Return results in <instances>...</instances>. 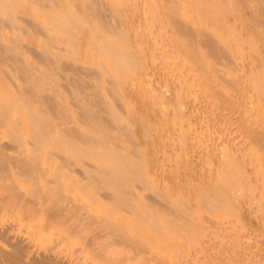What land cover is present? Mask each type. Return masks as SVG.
<instances>
[{"label":"bare ground","instance_id":"6f19581e","mask_svg":"<svg viewBox=\"0 0 264 264\" xmlns=\"http://www.w3.org/2000/svg\"><path fill=\"white\" fill-rule=\"evenodd\" d=\"M111 1H113L112 3L110 2L111 5L116 7L115 0ZM116 1L118 2L116 5L121 3V0ZM139 1L126 0L125 7L115 10L120 5L114 8L108 1L104 0H0V28L7 23L15 24L16 16L14 13H17L19 9L17 8L16 12H12L13 2L17 4V7L24 5L25 7L23 6V8H34L37 11H33L32 9L33 12L41 13L43 20L49 21V23H43L41 18H32L33 20H30V25L43 34L42 41L39 39L42 49L40 47L41 51L36 55L37 60H35L38 63L28 56L29 51L26 47L28 44L25 45L26 43L21 42L22 28L20 29L22 33L18 30L13 31L16 33L5 34L7 36L5 41L0 39V61L9 64L7 67L10 69L8 68V70L15 73V79L17 78L20 81V83L16 82L17 85L13 88H6V86V89L2 88L3 91L0 88V132L5 129L7 136H10V140L12 142L14 140V144H11L12 146L0 142V192H2L0 204L2 203L7 206L16 205V207L19 206L18 209L20 208V210L27 209L32 213L39 214L41 220L37 214L36 216L40 220V223L41 221L43 223L45 220L44 227L46 225L65 223L66 228L63 234L67 235L60 237L62 239H68L70 235L79 234L85 229L80 231V227L83 226L81 221L83 219H79L80 211L78 210L79 203L76 199L77 197H75V200L72 197L79 194H76V192L72 196L69 194L72 190L71 188H74L71 185L73 181H70L71 186L67 185L68 188L69 186L71 187L68 189L70 192L67 193L65 188L66 192H64L62 187L58 186L60 182H58L57 176H55L57 174L56 167L58 166H55L54 171L56 173H53L54 176H46L47 167L43 158H41V145L49 141L55 147V150L53 149L54 153L56 150L62 153V160L59 162L60 168H67L66 164H70L71 160L75 161L77 167L76 162L80 165L82 179L78 181V184L81 192L85 191V189L89 191L97 189L99 191L101 189L102 191V194H99L103 195L101 198H104L106 204L105 213L97 219L98 223L102 225L103 232L100 231L101 234L99 233L97 236L92 237L93 241L97 240L95 243L92 241V244L95 245L97 243L95 250L99 253L97 256L100 257L103 264H264V187L260 185H264V178L260 177L263 170L259 171L256 169L257 163L254 164V160L260 159V156H262L263 160L264 157V108H261L264 107L262 106L264 105V75L260 77L256 75L254 79L247 81L242 66H239L240 68L236 66L237 70L241 69L239 73V70L237 71V76H239L237 79L234 75L236 74V70H232L237 60L234 59V53L239 51L238 43L244 42L246 43L244 50L248 49L251 53L252 51L254 52V55L253 53V56L251 55L253 64L255 63L254 65L260 67L261 70H263L262 67L264 68V0H193L191 8L193 12L189 14L180 12L181 6L178 4L180 0H167V2L162 0V2H158L159 5L156 2L158 0L155 1L156 3L147 0L149 10H153V12L151 11L152 14L149 15L157 19H166L170 27L167 32L169 33L170 31L173 37L170 36V38L174 41L176 40L175 43L178 45L179 43L183 45V41L185 42L184 47L180 46L177 54L175 53V58L173 55L176 64L174 67H170L171 69H182L185 66H189L186 63L190 62L191 64V62H194L192 64H196L197 68L191 64L195 69L189 68L190 65L187 70L195 75L196 78L199 77V79L206 81L209 89H212V91L213 88L214 91L219 90L220 87L218 85L221 87L225 85L226 88V84H228V91L231 90L230 92L232 93H234L233 90L235 92L242 91L244 92L243 94H247L245 90L249 91L247 88L248 86L250 88L252 85L254 91H249L250 94L254 92L255 94H253L257 96V99L262 104L258 109L257 107L260 103H256V97L254 100L250 95L251 100H254L253 103L250 99L249 101L245 100L246 98L243 96L244 101L247 103H256L253 106L257 107H252V109L254 108L253 111L257 109L253 115L259 113L257 116L261 118L255 124L243 126L245 135L252 140L255 153H243V151L239 152V154L238 151L240 150L239 146L235 145L236 141L234 140L235 143L231 142L226 137L225 140L229 142L230 148L224 144V151L229 148L228 150H232L234 153L236 150V153H238L236 156L240 157H234V159L230 156L232 152L225 151V153L228 152L230 155L224 153V159L218 157L219 160L216 161L215 165L211 163L213 169H209V172L204 173V176L201 174L203 177L199 176L200 178L194 179L191 183L181 181L183 186L180 184L179 190L175 193L151 185L152 182H149L147 166L141 160V162L139 161L138 154L134 149L129 147L122 149L124 147L120 143L121 140L118 142L112 139L113 134L111 135L110 133L114 128L128 133L131 128L130 118L121 113L117 104L118 100L124 96H122V92L119 89L120 85L118 81L128 80L131 82L133 80V83L134 79L139 78H136L137 71L149 67V64L147 66L148 61L146 59L142 58L143 60L141 61V57H144V55L140 54L141 50L143 52V46L145 47L147 44H135V51L141 55H138L140 58L135 55L137 58L135 59L127 46V44L129 45V41L126 42V40L132 39L130 38L131 34L125 30L121 23L123 19L120 16L121 10H123L122 16L123 13L128 12L130 17H125V14L124 17L125 19L129 18L133 23V14L139 13L141 10V1ZM204 1H208L210 6H206ZM163 2L164 4L160 6ZM26 3L32 6L29 4L26 6ZM153 3L154 7L152 6ZM155 4L160 7L155 6ZM148 7L145 6L147 9ZM157 9H160L163 13L162 17L155 12ZM27 16L25 17L27 18ZM35 17L37 16L35 15ZM221 22H224L225 28H220L221 30H219L217 26L221 25ZM25 26L27 27L29 24ZM210 27L212 28V33L208 30ZM242 28L244 29L238 41L233 42L234 46H236L232 50H235L236 47L237 49L233 52L234 57H232L230 44L233 43L230 42L229 45L225 44V42L228 43L227 41H230V39L227 41L225 39L230 38L232 35L231 40L233 41L236 38L234 34L235 29ZM30 31H33L31 27ZM25 34L27 35V33ZM148 35L147 37L151 38L150 34ZM141 38L143 39V37ZM145 41L147 42L148 40ZM63 42L65 43L64 45H62ZM248 45L250 48H248ZM84 50L85 60L83 59L84 62L81 61L85 63L83 65L79 63V59H81L80 56L84 53ZM240 52L243 53V49L241 50L240 48ZM63 56L66 58V61L61 60ZM207 56L210 59H214L210 61H215V63H219V66L222 65L228 68L225 71H228L226 73L230 76H222L223 74H220L222 68L218 69V66L216 67L212 63L211 65L206 58ZM34 63L41 68H37ZM208 68L213 73L209 77L205 75L207 70V74L209 72ZM260 69L259 73L262 72ZM6 70L7 68H4V71ZM2 73L5 74L3 71ZM116 78L117 81L114 83V79L116 80ZM239 78L240 82L238 81ZM6 79L9 78L6 77ZM143 79L145 80V78ZM189 80L187 79L182 82L176 90L168 92V96L167 94H163L165 95L164 97L162 94L158 95L156 92L157 94H152V97L157 99L160 104L165 105L164 100L166 99V104L171 102L176 105L178 116L183 118V116H186L184 113H181L182 109L180 105L185 103L183 96L186 94L187 96L185 97L187 98L188 94L193 95L192 92H194ZM195 92L194 94H196ZM218 93L220 92L218 91ZM231 94H228V92L227 95L221 94L220 101L227 96L228 102L232 103L233 99L231 97L234 94L232 96ZM253 94L252 96H254ZM222 95L224 96L223 98ZM218 96L219 94L216 95V97ZM245 96L247 97L249 94ZM190 98L192 97H189L188 100ZM226 99L224 98V100ZM246 102H243L244 105ZM224 103L226 102L224 101ZM235 103L234 101L233 104ZM223 106L225 105L223 104ZM245 106L249 107V104ZM198 107H195V109L197 110ZM192 108H188L187 112L193 111L194 109L192 110ZM260 108L263 110L260 111ZM160 110L162 111L161 113H164L162 108ZM249 112L252 113L251 111ZM244 114L246 115V113ZM23 117H26V125L32 137L29 138L30 135H28V138H25L26 142H33L31 148L34 149L31 150L29 147V152L26 149L27 146L24 145L25 141L21 134L24 133L21 131L23 130L22 126H24L22 125ZM182 118H179L180 124L178 122L179 125H175L173 129L181 131V129L185 128V123H181ZM197 118L202 120L199 116ZM235 119L237 118L235 117ZM235 119L232 120L235 121ZM76 120L83 124V128L69 124L73 121L76 122ZM140 120L144 122L145 128L142 127V124L140 127L143 130L147 129L149 125H147V121L145 122L143 118ZM223 121L225 122V120ZM229 123L231 122L229 121ZM225 124L226 126L228 125L227 122ZM129 133L132 135L131 131ZM116 135L118 136V134ZM143 139H146V136ZM216 144L215 140H213L209 145L216 146ZM237 144H240L242 151L243 143L241 145V143L237 142ZM45 145L49 146L50 144ZM49 147L50 149L48 147L47 149L51 150L52 146ZM220 153L218 152V154ZM59 154L57 153V155ZM49 155L46 154L45 158ZM53 155L54 157L56 156L55 154ZM224 155L222 154L221 156L223 157ZM85 157L89 158L86 162ZM143 157H145L144 154ZM206 159L209 162L210 159ZM248 163L251 165L247 169L246 164L249 165ZM57 169L59 171V168ZM251 169L252 171H250ZM177 172L179 173L178 170ZM178 173H175V175ZM253 175L256 179H254ZM14 177L22 179L21 181L25 185L24 188H26V184H31V187L30 185L29 187L32 188L31 191L37 197V204L30 205L25 204L24 200L22 201L17 188L19 185L18 181L15 182L14 180L16 179ZM56 181L58 184H56ZM258 181H262V183L259 182L258 184ZM259 185L261 186L260 189L258 188ZM61 189H63V192ZM243 191L246 192V195H242ZM92 194L95 195V192ZM74 201H76V204ZM80 202L82 203V201ZM44 203L46 204L44 205ZM85 205L83 202L82 207H85ZM91 208L93 210L94 207ZM85 211L87 210L85 209ZM81 212L82 214H86L83 211ZM25 214L27 213L25 212ZM65 214L69 215L68 219H65ZM30 215L32 216L31 213ZM39 226H42V224ZM71 238L74 240V236H71ZM100 238L102 240H99ZM75 240L78 242L79 238ZM1 250V262L4 258L11 259L15 264H52L53 262L47 257L48 253L42 259L29 258L30 260L27 261V258L23 261V258L19 254L21 250L18 252V249L14 250V253L3 252ZM193 257H196V259ZM58 260L56 263L70 264L65 259Z\"/></svg>","mask_w":264,"mask_h":264},{"label":"rangeland","instance_id":"374dc122","mask_svg":"<svg viewBox=\"0 0 264 264\" xmlns=\"http://www.w3.org/2000/svg\"><path fill=\"white\" fill-rule=\"evenodd\" d=\"M68 1H72V0H68ZM104 1H108L109 3L113 2L111 0H104ZM140 1H141V4H140L141 10L139 11V13L133 14V19H132L133 23H132V21H130L129 18L128 19L126 18L127 20L125 19V17L129 16L128 12L127 13H123V16H122L123 10H121V9L123 7H125L126 0H121V3L119 5L122 6V7H120L118 4L116 5V3H118V2L115 0V2H116L115 6L116 7L119 6L115 10H118L119 8H121L120 9L121 10L120 11V16L123 18L121 20L122 26L125 28L126 31H128V33L130 32L129 34H131L130 38H132V39L126 40V42L129 41V45L127 44V46L129 47L131 54L134 56L135 59H137L136 56L138 58H140L139 56L144 55L145 58L141 57V61L143 59H146V61H148L147 62V66L149 64V67H146L143 70H138L137 73L135 72L138 75V76L136 75V78L139 77L136 80L134 79L135 83L134 82L132 83L133 80L131 82L128 81V80L127 81H125V80L118 81L119 85H120L119 89L122 92V96L123 95L124 96L120 100H118L117 104H118V107L121 110V113H123L124 115H126V116H128L130 118V120H131V128H132V130L130 128V131L132 132V135H135V136H132L129 133L130 131L127 133L126 131H123V130L121 131L118 128H117L118 130L116 128H114L115 130L112 129L110 131V133H111V135L113 134L112 135V139H115L118 142L121 140L120 143L124 147L122 149H125V148L129 147V148L134 149V151L138 154L139 161L141 160L142 163H144L147 166L149 182H152L151 185H155V186H157V188L159 187V189H167V191L170 190L169 192L175 193L176 191L179 190L180 184L182 185V182L185 183L187 181L188 183H191L194 179L200 178L199 176L203 177L204 173L209 172V169L210 170L213 169V167H211V166L216 164V161L219 160L218 157H221L223 159L225 158L224 153H225V151H229L228 149L230 148L229 142L225 140L226 137L228 139H230L229 141H231V142H234V140L236 141L235 145H237V147L239 146L238 148L240 150V151H238V153L239 152H243V151H244L243 153H245V152L246 153H255V148L252 145V140H251L250 137L245 135V130L243 129V126L244 125L248 126L249 124L252 125V124L257 123V121H259L260 117L257 116L259 113L257 115H253V114H255V111H257V109H255V111H253L254 108L257 107V106L254 107L253 105H256L257 102L258 103H260V102L257 99V96L254 95L255 94L254 92H251L252 94L254 93L253 94L254 96H252V94H250V92H249V91H254L252 85L250 86V88L252 87L253 90L250 89L249 86L247 88V90L249 89V91L245 90V93H247V94H243L244 92H242V91L241 92L240 91L235 92V90H233L234 93L230 92L231 90L228 91V89H229V87H228L229 85L228 84H226L227 85L226 88H225V85L222 86V87L218 85V87H220L219 90H215L214 91V88H213V91H214L213 92L212 89H209V86L207 85L206 81H204L203 79L202 80L199 79V77L196 78L195 75L191 74L189 72V70H187L188 67L194 62H191V64H190V62H188L189 64L186 63V65H189V66H185V68H182V69H178V70H176V68H175V70L171 69L170 67H174V65L176 64L175 61H174V58H175V55L177 54L178 49L180 48V46H183L185 44V42L183 41V45H182V43H179L180 41L178 42L179 45L177 43H175L176 40L174 41L172 39L173 37L171 36L172 34L170 33V31H169V33L167 32V30L170 29L167 20L164 19V18L157 19V18L151 17L149 14H152L153 10L151 9L152 12L149 10V7H148L149 3L147 4V0H140ZM150 1L151 2L152 1L155 2L156 0H150ZM159 1L162 2V0H158L156 2L158 3ZM164 2H167V0L166 1L164 0ZM164 2L161 3L160 6L162 4H164ZM180 2H181V4H180ZM180 2L178 3L179 6H181L180 7L181 10L179 9L180 12H182L183 14H189V13L193 12L192 9H191L192 5H193L192 4L193 0H180ZM204 2H205L204 4L206 6H210V3L208 1H204ZM111 3H110V5H111ZM12 4L14 5V6L12 5V12H16L15 10L19 9L17 11V13H14L15 16H16V18H15V24L16 25L13 24V23L12 24L7 23L6 25L9 28L6 25L1 27L0 28V32L1 31L2 32L0 33V39L2 41H5L7 39L6 35H10L12 33L14 34L16 32H13V31H17V30L19 32H21L20 29L22 28L21 30H22L23 33L21 32L22 33L21 34V36H22L21 39L23 41L21 40V42L24 43V44L26 43L25 45L28 44L26 46L28 51H29V54H30V55L28 54V56L30 57V59H34L33 60L34 62H37V61H35V60H37L36 55L39 54L41 49H42L41 41L43 39V34L41 32H39V31H37L35 28H33L30 25V23H31L30 20L32 18H34V19L35 18H39V19L41 18L42 19L41 21L43 23H49V21L45 20V19L43 20V15H41V13L33 12V11H37V10H34V8H32V7H31V9H29L30 7L23 8L24 5L23 6L20 5L19 7H17V4H14V2ZM28 4L29 3H26V6H28ZM158 5H159V3H158ZM158 5L155 4V6H158ZM30 6H32V5H30ZM111 6H113V5H111ZM145 6L148 7V9L145 8ZM152 6L154 7V3L152 4ZM160 6H158V7H160ZM116 7H114V8H116ZM32 9H33V11H32ZM31 11L33 12V14L34 13H37V14L33 15ZM28 12H30L32 15L30 13H28ZM155 12L160 14V17H162L163 13L161 12L160 9H157ZM124 14H125V17H124ZM35 15L37 17H35ZM40 15H41V17H39ZM25 16H27V18ZM16 19H18V21H16ZM21 22L22 23L24 22L23 24H25V25L29 24V26L26 27ZM223 23L224 22H221L222 26L221 25L217 26V29H219V30L224 29L225 26H224ZM19 26H20V28H19ZM5 27H6V29H5ZM30 27H31V30H33V31H30ZM140 27H141V29H140ZM211 27L208 28L210 33L213 32L212 31L213 27L212 28ZM13 28H15V29H13ZM130 28H132V29H130ZM7 29H8V31H7ZM243 29L244 28L238 29V30L235 29L234 34H235L236 38H234V40L232 41L231 40V36L232 35L229 34V35H231L230 38L225 39V41H227L229 39H230V41H227L228 43L225 42V44L229 45L230 42L233 43V42H236V40L238 41L240 34L243 32ZM137 30H138V32H137ZM139 30L141 31L140 33L142 35L139 33ZM10 31H11V33H10ZM8 32H9V34H8ZM133 32H134V36L132 37ZM25 33H27L28 36ZM135 33H137V34H135ZM146 33H147V35H146ZM32 34L33 35L35 34V35L33 36ZM148 34H150L151 38L147 37V36H149ZM40 35H42V37H40ZM140 36L143 37V39L148 40V41L146 42L144 40L142 42L143 39ZM170 36L172 38H170ZM36 42H37L38 46H37ZM39 42H40V45H39ZM137 43H141V44L144 43L143 45L147 44L145 47L143 46V52H142V50L140 51L141 55L138 54L139 52L137 53L135 51V48H136L135 44H137ZM64 44L65 43L63 42L62 45H64ZM238 45L240 46L241 50L243 49V53L242 52L239 53V51H240L239 46H238V50L239 51H236L237 47H236L235 50H232L233 47L235 48L236 45L234 46V43L230 44V47H231V50H232L231 51L232 55H233V52L236 51L234 53V55H235L234 59H237L236 63H235L236 65L234 64L233 65L234 68L232 69L234 71L236 70V72H235L236 74H234L236 76V79L239 77L237 75L241 71V69L240 70L238 69L239 70L238 71L236 66L238 68H240L241 66L243 67V73L245 75V78H247L246 79L247 81L251 80V79H254L256 77V75L259 76V77L261 75H264V68L262 67L263 70H261L260 67H256L254 65L255 63L253 64V62H252L253 58L251 57V55H252V53L254 55V52L252 51V53H251L248 49L244 50V47L246 46L245 42L241 43V44L238 43ZM40 47H41V49H40ZM146 47H148V48H146ZM248 48H250V46ZM141 49H142V45H141ZM33 52H34V56H33ZM83 52H84L83 53L84 55L81 54L80 58L82 60L79 59V63L84 65L85 63H82L81 61L84 62V60H85V50ZM171 52H173L174 54L171 53ZM80 53H81V51H80ZM135 53H137V54H135ZM142 53H144V54H142ZM82 55H83V57H82ZM173 55H174V58H173ZM234 55L232 57H234ZM63 57L61 58V60L62 61H66V58L65 57L63 58ZM206 58L209 60L210 64L212 63L216 67L218 66L217 67L218 69L222 68V72L219 71L220 74H223L222 76H230V75L227 74L228 71H225V70H228V68L223 67L222 65L219 66V63H217V62L215 63V61L212 62L214 59H210L209 56H207ZM210 60H212V61H210ZM2 63H3L4 67L2 66ZM4 63L5 62H1L0 61V64H1V66H0L1 67L0 68V72H1V74H0V80H1L0 81V88H1L2 91H3L2 88H4V89H6L8 87L13 88V87H15L17 85L16 82L20 83V81L17 80V78L15 79V77H16V75H14L15 73L11 72V70H8L9 67H7V66L9 64L5 63V65H6L5 66ZM238 63H240V65H238ZM35 64L36 63H34V65ZM39 64H40V62H39ZM40 65L42 66V64H40ZM192 65L195 68H197L196 64H192ZM192 65L189 68L192 67L193 69H195ZM35 66H37V68H41L37 64ZM2 67H3V69H2ZM4 68L5 69L7 68V70H8V71L6 70L7 73H5L6 71H4ZM258 68L262 71V72H260L261 74L259 73V69ZM1 69H2V71L5 74L2 73ZM257 69H258V71H257ZM207 71H206L205 75H207L208 77L210 75L212 76V74H213L212 71L209 69L210 73L208 72V74H207ZM237 71H238V73H237ZM8 75L10 77L12 76L13 78L11 77V79H10V77ZM133 75H135V74H133ZM4 76L9 78L10 80L6 79V77H4ZM143 78H145V80ZM187 79H190L189 81L191 83L193 91L195 92L197 90L198 92L196 91L195 92L196 94H194V92H192L193 95L188 94L189 96L187 98L185 97L187 95L184 94L183 97L185 98L184 99L185 103L180 105L181 109H182V111L180 109L181 113L182 114L184 113L186 115V116L181 115V116H183V118L178 116L176 105H174L171 102H168V104H166L167 101H166L165 98H164L165 99L164 100L165 101L164 102L165 105H163V104H160V102H158L157 99L152 97V94H154L156 92L158 93V95H161V94L162 95L163 94L166 95L167 94V96H168V94H169L168 92H170V91L172 92V91L176 90L179 87V85H181V83L184 82ZM239 80H240V78L238 79V81ZM12 81H13V83H11ZM116 81H117V78H116V80L114 79V83ZM206 87L208 88V90H207ZM198 89H200V90H198ZM221 90H222V92H221ZM218 91L220 93H218ZM159 92H161V93H159ZM227 92H228V94H231V93L234 94V96L231 97L233 99L232 103L228 102V100L226 99L227 96L226 97L223 96L225 94L227 95ZM218 94H219V96H218L219 100H218V97H216V95H218ZM221 94H223L222 98L224 97L227 101L224 100V98L220 101V95ZM232 94H231V96H232ZM248 94H249V96L246 97L245 95H248ZM165 95H163V96L165 97ZM250 95H251L252 99H254L256 97L255 99H257V100L254 99L256 101L255 104H252V103H249V102L247 103L246 101H244V98H246L245 100H247V101H249V99L251 100ZM243 96H244V98H243ZM189 97H192V98H190L188 100ZM212 97H214V98H212ZM228 97H230V96H228ZM248 97H250V98H248ZM215 100H217V101H215ZM224 101L227 104L224 103ZM234 101L236 102L235 103L236 105L233 104ZM243 102H246L245 105L249 104V107L252 105L250 107L251 109L248 106H245ZM222 103L225 106H223ZM191 105L194 108H192ZM228 105H230V106H228ZM261 105L262 104L260 103L257 108L259 109V107H261ZM71 106L73 107V105H71ZM159 106L162 108L164 113H161L162 111L160 110L161 108ZM165 106H166V108H165ZM262 106H264V105H262ZM195 107H198L197 110L195 109ZM252 107H254V108L252 109ZM175 108H176V110H175ZM183 108H185V109H183ZM188 108H192V110L193 109L194 110L187 112ZM261 108H264V107H261ZM261 108H260V111L263 110ZM130 109H131L132 112L130 111ZM173 111H175V112H173ZM205 111H206V113H205ZM244 111H246V112H244ZM249 111H251L252 113H250ZM242 112H243V114H242ZM190 113H192V114H190ZM244 113H246V115ZM189 114H190L191 118H190ZM201 114H202V116H201ZM247 115H248V118H247ZM198 116L201 117L202 120L200 118H197ZM235 117L237 119H235ZM23 118H24V120H23L22 125H24L25 127L22 126L23 130H21V131L24 132V133H21V134L23 136V140L25 141L24 145L27 146L26 149L29 152V149L33 145L32 144L33 142H31V141H27L26 142L25 138H28V135H30L29 138H32V137H31V134L28 131V127L26 125V117H23ZM141 118H143L145 122L147 121L146 122L147 125L149 124L148 128L145 129V130H143V128H142V127L145 128V126H144V122L142 120H140ZM179 118H182L181 119L182 120L181 123H185L184 124L185 128L181 129V131L180 130L177 131L175 128H174L175 130L173 129V127L175 125L178 126L180 124V119ZM220 119L222 121L225 120V122L223 121L224 122L223 123ZM227 119H228V121H227ZM232 119L233 120L235 119V121H233ZM229 121L231 123H229ZM172 122L174 123V125H173ZM178 122H179V124H178ZM226 122L228 124L227 126L225 124ZM69 124L77 125V126H79V128H81V127L83 128V124L79 123L77 120H76V122L73 121V122H70ZM141 124H142V127H140ZM205 124H206V126H204ZM219 125H220V127H219ZM201 126L204 127V128H202ZM221 128H222V130H221ZM204 129H205V131H203ZM199 130L200 131L202 130V131L200 132ZM112 131H113V133H112ZM120 131H121V133H120ZM115 133L118 134V136ZM140 133H142V134H140ZM197 133H198V137H197ZM25 134H26V137H25ZM3 135H4V137H3ZM0 136H2V137H0V142L2 144L5 143V144H8V146H12L11 144H14L13 143L14 140H13V142H12V140H10V136H7V133H6L5 129L3 131L1 130ZM145 136H146V139H143V138H145ZM220 139H221V141H220L221 143L219 142ZM222 139H224V140H222ZM27 140H30V139H27ZM122 140H123V142H122ZM213 140H215V142L217 144L219 142L218 145L217 144H216V146L214 145L216 148L214 146L209 145L210 143H212ZM225 142H227V143H225ZM237 142L241 143V145L243 143V145H242L243 150L242 151H241V148H240V144L238 145ZM29 144H30V146H29ZM45 144H50L49 146H52L51 147L52 152H51V150H49L50 147L45 145ZM45 144L43 143V145H41L42 151L40 150L41 148L39 150L41 151V158H43V160L45 162V166L47 167L46 176L47 177H50V176L52 177V176H54L56 171H57V174H58V172L61 171L59 173L60 175L59 174L55 175V176H57L58 182H60L58 184V182L56 181L57 182L56 184H58V186L62 187L63 189L65 188L67 193L70 192L68 190L69 188H71L70 186L71 185L74 186V188L73 187L71 188L72 190H71V192L69 194L71 196L73 194L75 195V192H76V194H79L78 196L75 195V196H72V197L74 198V200H75V197H77L76 199L78 200V203H79L78 204L79 205L78 210L80 212L83 211V213H86V214H82V212L81 213L79 212V214H80V218L79 219L80 220L83 219V220H81L83 226L80 227V231H82L84 228H85L84 229L85 231L83 230L79 234L76 233L74 235H70V237L74 236V240L79 238L80 241L78 240V242H76L77 240L74 241L73 238L70 239V237L68 239H62L60 237H64L65 235H67V234H63V231L66 228V224L65 223H62L63 225L61 223H58V224H54V225H50V226L46 225L44 227L43 224H44L45 220L42 219V220H44V222L42 223V221H41V223H40L41 216L39 214L32 213V212L28 211L27 209H25L26 211L24 209L20 210V208L18 209L19 206L16 207V205L15 206L14 205H12V206L8 205L7 206V205H3L1 203L2 205L0 204V209H1L0 210V250L2 249L1 251H3V252H7L8 251V253H14L15 252L14 250H17V249H18L17 252L21 250L19 252V254L23 258V261H25L27 258H28L27 261L30 260V259H42L48 253L47 257H49L50 261H53L52 264H60V263H56L58 259H59L58 261H60V259H65L68 262H70V264H103L102 260L100 259V257L97 256V254H99V253H97V251L95 250V247H96L95 245L97 243L95 245L92 244V241H93L92 237H95L99 233L101 234V232H103L101 223L100 224L98 223V219L100 218L99 216L104 215L105 206H106V204L104 202V198H101L103 195L102 196L100 195V194H102V191H101V189L99 191H98V189L95 190V191L91 190V191L95 192V195L92 194L93 192H91V191H89L87 189H85V191L81 192L79 190L80 186L78 184V181H80L82 179L81 178L82 175L80 174V165L76 162V164L78 165V167H77L75 165V161L71 160L70 162L72 164L71 163L70 164L69 163L66 164L67 168L66 167L65 168L62 167L63 169L60 168L61 166L59 167V165H60L59 162H61V160H62L61 151L56 150L58 152L55 151V153H54L53 149L55 147H53V144L51 142H49V141L45 142ZM224 144L226 145V147L229 146V148L226 149L225 151H224V148H225ZM25 146H24V148H25ZM138 146H139V148H138ZM221 146H222V148H221ZM47 147L49 149H47ZM141 147H142V149H141ZM217 148H219V149H217ZM244 148H245V150H244ZM32 149H34V148H31V150ZM46 149H47V152H46ZM40 151H38V152L40 153ZM48 151H50L51 154ZM212 151H213V153H212ZM222 151H224V152H222ZM45 152H46L47 155L50 154L49 155L50 156V160H49V156L48 157L46 156V158H45V155H46ZM59 152H60V154H59ZM218 152L219 153L222 152V153L218 154ZM231 152H232V150L229 151V153H231ZM57 153L59 155H57ZM229 153L226 152L225 154L228 155ZM238 153H236V150H235L234 153L232 152L231 155L230 154L229 155L232 156L233 158L234 157L238 158V157H240V156H236V155H238ZM53 154H55L56 156L54 157ZM143 154H144L145 157H143ZM222 154L224 155L223 157L221 156ZM232 154H234V155H232ZM52 155H53V157L51 158ZM141 155H142V157H141ZM211 156H213V157L211 158ZM206 158L210 159L209 162H207L208 159H206ZM88 160H89V158L85 157V162L88 161ZM204 161H206V162H204ZM210 161H212V162H210ZM46 162H47V165H46ZM202 162H203V165H202ZM211 163L213 165H211ZM255 163L258 164V165L256 164V166H257L256 169H258L259 171L263 170V173L261 171V174H260L261 176L259 174H257V175H259L260 177L264 178V176H263V174H264V157H263V160H262V156H260V159L257 158L256 161L254 160V164ZM69 165H72V166H69ZM250 165L251 164H249V165L246 164L247 169H248V167H250ZM55 166H58V167H56V171H54ZM57 168H59V171H58ZM68 168L69 169L71 168V169L69 170ZM177 170L179 171L180 174L177 172ZM250 171H252V169ZM51 173H52V175H51ZM175 173H178V174L175 175ZM255 173H256V171H255ZM201 174H203V176ZM253 177H254V175H253ZM260 177L257 176L258 179H260ZM14 179H16V180H14L15 182L18 181L19 185L17 186V188H18V190L20 192L19 195L21 196L20 198H22V201L24 200L25 204H30V205L37 204V202H36V200H37L36 198L37 197H35L36 195L33 194V192L31 191L32 188H30L31 184H29L30 187H29L28 184H26V188H24L25 185L22 183V181H21L22 179L20 180L19 178H15V177H14ZM254 179H256V177H254ZM165 180H167V181H165ZM70 181H73V183L71 185H70V183H71ZM263 181H264V179H263ZM68 182H69V184H68ZM259 182L262 183V181H258V184H259ZM20 183L23 184V185H21ZM61 184H62V186H61ZM256 184H257V182H256ZM67 185H70L69 188H68ZM159 185H161V186H159ZM260 185L264 187L263 184H260ZM260 185L258 187L259 189L261 187ZM63 189H61L62 192H63ZM65 189H64V192H66ZM30 191H31V193H30ZM72 191H74V192H72ZM1 193L2 192H0V195H2ZM89 193H90L91 198L89 196ZM243 193H242V195H246L245 191H243ZM80 201H82V203L84 202V205L86 204L85 205L86 208L82 207V203ZM74 202L76 204V201H74ZM45 204L46 203H44V205ZM80 206H81V208H80ZM91 207H94L93 210H95V212H93ZM82 208H83V210H82ZM84 208L87 211H85ZM14 209H15V212H14ZM78 210H76V211H78ZM8 211H9V213H8ZM89 211H91V212H89ZM16 212H17V214H16ZM25 212L27 214H25ZM19 213H21V214H19ZM30 213L32 214V216L30 215ZM91 213H92L93 217L91 216ZM36 214H37V216H39L40 220L38 219ZM85 215H87V216H85ZM96 215H98V216H96ZM82 216H84V217L82 218ZM66 218L67 219L69 218L68 214H65V219ZM30 222H32V223H30ZM40 224H42V226H39ZM37 226H39V227H37ZM40 227H42V228L40 229ZM55 228H57V229L55 230ZM100 228H101V230H100ZM77 235H79V236L77 237ZM99 240H102V239L100 238ZM96 241H93V243H95ZM79 242H83V243H79ZM90 244L93 245V246H91ZM193 258L196 259V257H193ZM193 258H192V260H193ZM10 260L11 259H9V258H4L2 260V262L0 261V264H15L12 260L11 261ZM50 261H49V263H50Z\"/></svg>","mask_w":264,"mask_h":264}]
</instances>
